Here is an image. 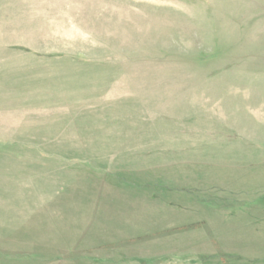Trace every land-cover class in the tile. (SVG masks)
<instances>
[{
    "label": "rangeland",
    "instance_id": "obj_1",
    "mask_svg": "<svg viewBox=\"0 0 264 264\" xmlns=\"http://www.w3.org/2000/svg\"><path fill=\"white\" fill-rule=\"evenodd\" d=\"M0 264H264V0H0Z\"/></svg>",
    "mask_w": 264,
    "mask_h": 264
}]
</instances>
